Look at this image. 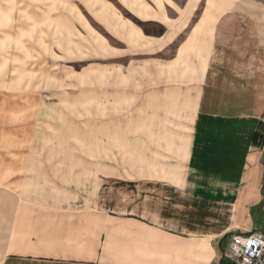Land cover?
Wrapping results in <instances>:
<instances>
[{
	"label": "rangeland",
	"instance_id": "obj_1",
	"mask_svg": "<svg viewBox=\"0 0 264 264\" xmlns=\"http://www.w3.org/2000/svg\"><path fill=\"white\" fill-rule=\"evenodd\" d=\"M247 3L0 0V165L40 166L16 175L68 176L72 195L112 202L121 179L172 178L209 43Z\"/></svg>",
	"mask_w": 264,
	"mask_h": 264
},
{
	"label": "crops",
	"instance_id": "obj_2",
	"mask_svg": "<svg viewBox=\"0 0 264 264\" xmlns=\"http://www.w3.org/2000/svg\"><path fill=\"white\" fill-rule=\"evenodd\" d=\"M235 12L231 36L209 43L172 178L121 179L112 202L72 195L68 176L16 175L40 166L0 165L14 185L0 194V264H232V234L264 226V0Z\"/></svg>",
	"mask_w": 264,
	"mask_h": 264
},
{
	"label": "built area",
	"instance_id": "obj_3",
	"mask_svg": "<svg viewBox=\"0 0 264 264\" xmlns=\"http://www.w3.org/2000/svg\"><path fill=\"white\" fill-rule=\"evenodd\" d=\"M224 256L232 264H264V229L232 234Z\"/></svg>",
	"mask_w": 264,
	"mask_h": 264
}]
</instances>
